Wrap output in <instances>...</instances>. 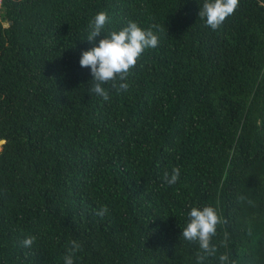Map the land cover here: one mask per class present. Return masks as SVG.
I'll return each mask as SVG.
<instances>
[{
	"label": "trees",
	"instance_id": "obj_1",
	"mask_svg": "<svg viewBox=\"0 0 264 264\" xmlns=\"http://www.w3.org/2000/svg\"><path fill=\"white\" fill-rule=\"evenodd\" d=\"M200 2L1 0L0 264H63L71 240L74 264H195L180 233L206 204L218 254L264 264V0L215 30ZM100 11L158 35L107 101L79 64Z\"/></svg>",
	"mask_w": 264,
	"mask_h": 264
},
{
	"label": "clouds",
	"instance_id": "obj_2",
	"mask_svg": "<svg viewBox=\"0 0 264 264\" xmlns=\"http://www.w3.org/2000/svg\"><path fill=\"white\" fill-rule=\"evenodd\" d=\"M237 5L238 0H202L199 3L198 16L206 26L215 30L234 12ZM108 21V14L104 11L96 13L89 20L85 40L91 42L92 46L82 51L79 59L80 66L87 67L91 74L89 93L105 101L109 99V90L104 85L112 81V87L117 92L127 89L126 77L130 69L135 66L145 49L158 45V35L152 27L143 28L137 21L129 20L118 29L106 30ZM97 37L101 38L97 40ZM179 176L180 169L173 167L163 173L162 179L167 185H173ZM107 211L106 206H101L96 210V215L103 217ZM186 215L187 220L180 236L198 245L195 264H205L207 259L213 256L217 257L218 264H232L226 253L218 254L217 245L213 242L217 225L222 222L217 209L207 204L192 206ZM34 239L33 236H27L21 243L27 248L32 245ZM80 250L81 244L77 240H71L62 257L63 264H74V258Z\"/></svg>",
	"mask_w": 264,
	"mask_h": 264
},
{
	"label": "water",
	"instance_id": "obj_3",
	"mask_svg": "<svg viewBox=\"0 0 264 264\" xmlns=\"http://www.w3.org/2000/svg\"><path fill=\"white\" fill-rule=\"evenodd\" d=\"M6 142V139H0L1 146Z\"/></svg>",
	"mask_w": 264,
	"mask_h": 264
},
{
	"label": "rangeland",
	"instance_id": "obj_4",
	"mask_svg": "<svg viewBox=\"0 0 264 264\" xmlns=\"http://www.w3.org/2000/svg\"><path fill=\"white\" fill-rule=\"evenodd\" d=\"M0 3H1V0H0ZM2 148L1 144H0V149Z\"/></svg>",
	"mask_w": 264,
	"mask_h": 264
}]
</instances>
